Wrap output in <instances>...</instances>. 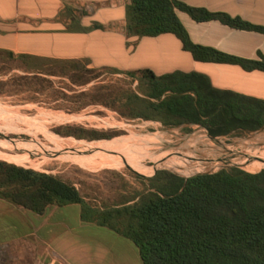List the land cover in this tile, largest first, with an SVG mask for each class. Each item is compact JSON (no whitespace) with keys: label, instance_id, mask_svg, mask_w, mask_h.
Here are the masks:
<instances>
[{"label":"trees","instance_id":"obj_1","mask_svg":"<svg viewBox=\"0 0 264 264\" xmlns=\"http://www.w3.org/2000/svg\"><path fill=\"white\" fill-rule=\"evenodd\" d=\"M178 11L197 22L217 20L232 28L264 32L224 13L174 0H129L127 34H172L196 61L264 72V61L251 63L192 43ZM15 62L22 64L23 74L0 80V95L28 93L27 101L36 103L40 97L62 100L64 105L56 110L66 113L102 106L121 118L159 122L167 128L198 125L212 138L241 136L264 128V101L217 90L202 74L175 71L157 76L149 69L121 72L89 67L87 60L40 59L0 50V65ZM13 70L10 67L0 76ZM103 70L124 75L130 83H137V89L102 81L84 89L99 79ZM53 77L68 83L56 88ZM69 128L64 135L77 139L114 137L97 131L85 136ZM187 174L191 173H183ZM147 181V189L130 201L111 208L87 207L86 217L131 241L143 264H264V168L250 173L231 167L188 178L159 170ZM0 199L36 214L52 205L85 204L75 185L61 176L1 160Z\"/></svg>","mask_w":264,"mask_h":264},{"label":"crops","instance_id":"obj_2","mask_svg":"<svg viewBox=\"0 0 264 264\" xmlns=\"http://www.w3.org/2000/svg\"><path fill=\"white\" fill-rule=\"evenodd\" d=\"M264 29V0H174ZM129 0H0V50L40 59L87 60L121 72L205 75L213 88L264 101V72L196 61L172 34L128 35ZM177 15L195 45L251 63L264 61V32ZM159 123V122H158ZM198 126V125H184ZM86 204L43 214L0 199V264H143L134 244L85 216Z\"/></svg>","mask_w":264,"mask_h":264},{"label":"rangeland","instance_id":"obj_3","mask_svg":"<svg viewBox=\"0 0 264 264\" xmlns=\"http://www.w3.org/2000/svg\"><path fill=\"white\" fill-rule=\"evenodd\" d=\"M21 65L19 62L0 65V72L14 68L9 75L0 76V80L22 75ZM100 74L99 79L84 89L101 81L137 89V83H130L124 75H112L107 70ZM52 80L56 88L68 83L57 77ZM28 97V93L0 95V160L61 176L75 185L87 207L111 208L130 201L147 189V179L159 170L188 178L231 167L250 173L264 168V128L241 136L212 138L200 126L167 128L158 122L127 120L102 106L66 113L56 110L64 105L62 100L52 102L40 97L36 103L27 101ZM67 127H70L68 131L85 136L97 131L114 137L77 139L64 135ZM126 142H131V146L117 148ZM93 143L105 145L94 148ZM238 158L241 159L233 162Z\"/></svg>","mask_w":264,"mask_h":264},{"label":"bare ground","instance_id":"obj_4","mask_svg":"<svg viewBox=\"0 0 264 264\" xmlns=\"http://www.w3.org/2000/svg\"><path fill=\"white\" fill-rule=\"evenodd\" d=\"M65 118H73V117H71V116H65ZM59 120V119H58ZM38 129H41V128H39L38 127ZM94 145H93V147L95 148V147H103L105 144H102V143H93ZM59 145L61 146V147H64L63 146V144L61 143V142H59ZM96 145V146H95ZM124 146H131V142L130 143H128V142H126V143H124V144H121V145H119L117 148H123ZM87 147H91V145H89V146H87ZM106 147H108V146H106ZM242 158V157H241ZM241 158H238V159H236V160H234L233 162H238ZM196 173H199V172H196Z\"/></svg>","mask_w":264,"mask_h":264}]
</instances>
